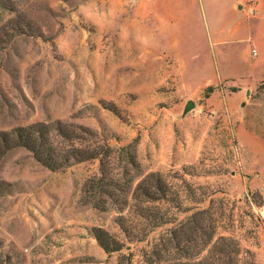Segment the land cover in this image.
I'll list each match as a JSON object with an SVG mask.
<instances>
[{
	"label": "rangeland",
	"instance_id": "1",
	"mask_svg": "<svg viewBox=\"0 0 264 264\" xmlns=\"http://www.w3.org/2000/svg\"><path fill=\"white\" fill-rule=\"evenodd\" d=\"M232 3L0 0V133L43 123L60 153L108 146L136 160L103 157L106 179L124 191L111 187L110 198L83 192L102 177L98 160L53 171L23 147L1 154L5 264L199 262L205 237L188 251L172 237L198 211L212 217L214 240H236L237 264H264V23L247 21L254 0L239 15ZM58 122L79 139H64ZM151 173L169 190L143 204L165 222L156 228L130 209ZM96 229L123 249L107 253Z\"/></svg>",
	"mask_w": 264,
	"mask_h": 264
},
{
	"label": "trees",
	"instance_id": "2",
	"mask_svg": "<svg viewBox=\"0 0 264 264\" xmlns=\"http://www.w3.org/2000/svg\"><path fill=\"white\" fill-rule=\"evenodd\" d=\"M67 129L68 127L63 123H57L56 130L64 139L68 141L79 139L74 131L70 132ZM50 134L51 130L49 125L43 123L16 128L9 133L1 132L0 155L14 148L23 147L32 152L38 162L53 171L64 169L73 163L98 160L102 167V177L88 179L84 184V194L87 196V194L95 193V196H98L97 194L99 193L100 195H106L112 198L115 197V193L112 189H109L111 187L124 192L119 183L109 182L106 179L105 172L110 170L107 167L108 163L111 164L112 162H105L104 158L111 157L113 153H116L120 160L124 154H127L130 158V165L134 167L136 166L135 156L127 152L128 148H122L117 152H113L108 146H86L85 148L72 146L69 151L63 154L54 146L50 139ZM126 174H128V169H126ZM168 191V186L164 182L161 174L151 173L145 176L133 191V205L130 207L132 213L146 220L152 228L160 227L161 224L165 223L163 219L161 217L158 218V213L155 214V210L153 211L152 208L148 209L143 204L166 200ZM101 203H103L102 207L100 208L98 204L96 208L106 210L107 201L104 200ZM125 220L124 217H120V226L124 230V233L129 236L134 231L126 225ZM211 220L212 217L207 212L198 211L191 215L187 222L181 225L179 229L173 232L172 237L176 240V245L174 244L175 248H178L180 251H188L189 244L199 241L200 236L205 237V245L210 246L207 255L199 262H192L188 259L180 264H237L236 257L239 255V246H237L236 240L232 237H218L217 240H214L213 227H210ZM95 235L101 247L107 253L120 252L123 249V244L109 237L103 229H96ZM181 237L183 238L182 240ZM0 264H5V260L1 256Z\"/></svg>",
	"mask_w": 264,
	"mask_h": 264
},
{
	"label": "crops",
	"instance_id": "3",
	"mask_svg": "<svg viewBox=\"0 0 264 264\" xmlns=\"http://www.w3.org/2000/svg\"><path fill=\"white\" fill-rule=\"evenodd\" d=\"M240 4L245 5L246 0H233L232 7H231L236 13H238V15L240 14V12L236 11L235 8H238V6ZM251 5H252V8H250V9H253V11L255 10V14L252 17L247 18V21L250 22V20H254L258 24L264 23V0H254V3H252ZM242 11H243V13H246V15L242 14V16H243L242 19H246V17H247L246 9L243 8ZM256 46L252 47L250 50L249 56L253 60L257 59V56H258V48ZM260 63H261V61L257 60V64L259 65ZM262 79H264V78H261L259 80H262Z\"/></svg>",
	"mask_w": 264,
	"mask_h": 264
},
{
	"label": "water",
	"instance_id": "4",
	"mask_svg": "<svg viewBox=\"0 0 264 264\" xmlns=\"http://www.w3.org/2000/svg\"><path fill=\"white\" fill-rule=\"evenodd\" d=\"M194 108H195V103H193L192 101L187 102L185 113L190 112Z\"/></svg>",
	"mask_w": 264,
	"mask_h": 264
}]
</instances>
